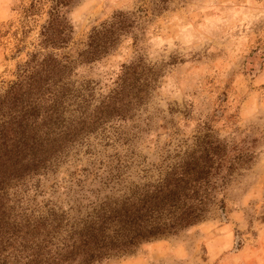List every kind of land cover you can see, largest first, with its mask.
Returning a JSON list of instances; mask_svg holds the SVG:
<instances>
[{
  "label": "rangeland",
  "instance_id": "374dc122",
  "mask_svg": "<svg viewBox=\"0 0 264 264\" xmlns=\"http://www.w3.org/2000/svg\"><path fill=\"white\" fill-rule=\"evenodd\" d=\"M32 1L40 10L30 14L31 0H0V91L39 47L48 0ZM153 2L75 0L62 8L67 41L42 53L69 57L71 90L90 108L136 64L140 99L69 144L45 171L23 177L9 202L31 219H54V211L80 219L154 181L192 149L219 144L223 209L214 205L193 225L93 264H264V0ZM118 10L132 26L108 53L80 60L91 27Z\"/></svg>",
  "mask_w": 264,
  "mask_h": 264
},
{
  "label": "trees",
  "instance_id": "16d2710c",
  "mask_svg": "<svg viewBox=\"0 0 264 264\" xmlns=\"http://www.w3.org/2000/svg\"><path fill=\"white\" fill-rule=\"evenodd\" d=\"M74 1L48 0L38 49L16 64L15 76L0 91V264H93L193 225L214 205L224 207L215 190L227 175L221 172L225 154L213 144L192 149L154 181L113 204L101 201L80 219L71 220L64 211H54V219H31L14 211L11 187L26 175L45 171L69 144L110 117L125 116L128 105L140 99V75L137 65L130 64L117 84L88 108L83 92H73L65 80L69 57L51 50L42 53L46 46L60 47L67 41L70 26L62 8ZM153 1L157 7L165 2ZM37 10L39 3L32 0L25 7L30 14ZM132 23L131 15L118 10L91 27L80 60L108 53Z\"/></svg>",
  "mask_w": 264,
  "mask_h": 264
}]
</instances>
